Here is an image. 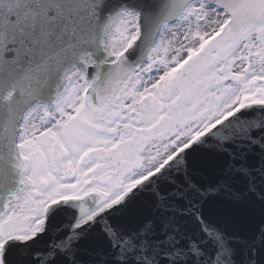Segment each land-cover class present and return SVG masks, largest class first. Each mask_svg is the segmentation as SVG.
Listing matches in <instances>:
<instances>
[{
	"label": "snow or ice",
	"instance_id": "1",
	"mask_svg": "<svg viewBox=\"0 0 264 264\" xmlns=\"http://www.w3.org/2000/svg\"><path fill=\"white\" fill-rule=\"evenodd\" d=\"M0 264H264V0H0Z\"/></svg>",
	"mask_w": 264,
	"mask_h": 264
}]
</instances>
